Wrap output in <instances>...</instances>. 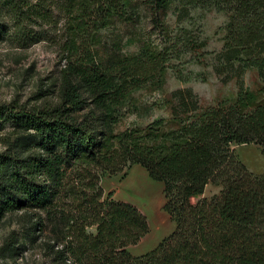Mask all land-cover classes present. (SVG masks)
Listing matches in <instances>:
<instances>
[{"label":"trees","instance_id":"trees-1","mask_svg":"<svg viewBox=\"0 0 264 264\" xmlns=\"http://www.w3.org/2000/svg\"><path fill=\"white\" fill-rule=\"evenodd\" d=\"M138 2L160 25L163 45L141 41L123 54L116 40L98 57L103 30L116 19L133 22ZM196 8L226 16L213 69L223 82L235 79V95L202 105L191 88L174 89L168 118L116 129L137 91L162 88L170 69L189 78L179 61L206 42L185 27L172 33L163 18ZM55 10L63 20L57 54L66 62L59 77L38 92L39 103L0 104V219L24 211L30 241L52 225L66 239L58 249L47 242L52 264H264V170H249L233 146L264 145V0H0V40L8 32L20 47L44 39L41 28L57 25ZM248 69L258 77L252 88L242 85ZM132 164L162 183V209L175 223L139 255L128 248L148 233L146 215L105 198L100 184ZM210 183L220 192L200 198ZM13 233L0 246L3 259L19 253Z\"/></svg>","mask_w":264,"mask_h":264},{"label":"rangeland","instance_id":"rangeland-1","mask_svg":"<svg viewBox=\"0 0 264 264\" xmlns=\"http://www.w3.org/2000/svg\"><path fill=\"white\" fill-rule=\"evenodd\" d=\"M57 25H44L46 36L44 39L33 42L27 47H20L11 33L0 40V104L18 102L29 105L39 103L36 99L38 92L44 90L50 81L58 78L66 62L59 61L57 49L62 40L63 20L59 11L55 10ZM172 33L179 32L181 27L188 28L192 33L203 39L206 44L195 51L182 57L179 63L189 73V78L179 79L172 69L168 70L165 84L162 88L142 89L135 93L134 99L122 109L123 115L116 129L140 127L143 128L153 120L169 117V107L165 99L171 90L178 88H191L198 94L201 104L208 105L222 98L233 97L238 90L235 79L223 82L214 69L216 53L222 46V27L226 16L215 8L191 9L180 20L176 12L170 10L163 18ZM160 24L162 22H159ZM32 30L39 29L32 24ZM160 25L154 23L149 15V9L143 2H138L137 18L130 23H123L119 19L102 33V43L95 47L98 57L108 55L110 42L118 40L120 52L127 54L137 49L141 41H148L156 47L163 45V34ZM174 35V34H173ZM107 44V45H106ZM177 64V60H173ZM258 81L256 71L248 69L242 76L244 87H254ZM54 87L50 86L49 100L53 99L51 93ZM51 93V94H50ZM1 138V134H0ZM239 159L254 173L264 170V145L257 143L234 144ZM2 147L0 139V148ZM104 190V197L126 200L135 204L147 217L149 231L135 244L129 246V251L134 255L142 254L154 248L164 237L168 236L175 227V223L162 209L164 203L163 186L160 181L151 178L145 168L139 164L125 166L122 171L115 174H104L100 179ZM220 192L217 185L208 184L201 197L212 199ZM198 197H193L195 202ZM38 212V211H37ZM24 211L6 214L0 219V246L10 234L18 236L20 244L16 259L0 256V263L5 264H52V258L47 251V242L63 245L66 239H56V232L52 225L43 230H37L34 240L26 238L25 231L30 221L23 215ZM44 216V214H43ZM60 228V226H58ZM94 231V227H89Z\"/></svg>","mask_w":264,"mask_h":264},{"label":"crops","instance_id":"crops-1","mask_svg":"<svg viewBox=\"0 0 264 264\" xmlns=\"http://www.w3.org/2000/svg\"><path fill=\"white\" fill-rule=\"evenodd\" d=\"M219 187V186H218ZM220 189V188H219ZM204 194V193H203ZM205 195V194H204Z\"/></svg>","mask_w":264,"mask_h":264}]
</instances>
